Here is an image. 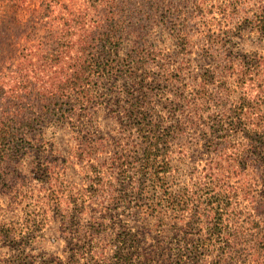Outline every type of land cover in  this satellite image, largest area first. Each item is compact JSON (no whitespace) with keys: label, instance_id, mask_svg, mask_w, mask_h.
Returning a JSON list of instances; mask_svg holds the SVG:
<instances>
[{"label":"rangeland","instance_id":"374dc122","mask_svg":"<svg viewBox=\"0 0 264 264\" xmlns=\"http://www.w3.org/2000/svg\"><path fill=\"white\" fill-rule=\"evenodd\" d=\"M258 19L264 0H0V77L23 68L63 114L33 110L27 155L3 174L0 224L18 233L0 237V264H117L122 224L151 252L162 214L143 204L164 196L146 159L168 160L166 181L181 186L217 160L222 185L239 189L228 208L246 221L264 206L251 154H264ZM252 59L262 84L240 79ZM152 126L169 131L157 146Z\"/></svg>","mask_w":264,"mask_h":264},{"label":"trees","instance_id":"16d2710c","mask_svg":"<svg viewBox=\"0 0 264 264\" xmlns=\"http://www.w3.org/2000/svg\"><path fill=\"white\" fill-rule=\"evenodd\" d=\"M261 23L264 25V19H258L256 22L258 27H261ZM104 35L106 39L103 41L106 43L109 41V34L106 32ZM242 67L240 79L249 77V81L253 83V76L257 74L261 76L258 82L263 83L262 73L258 70L259 66L253 63V59L244 61ZM105 68L107 70V67ZM22 69L17 70V76H9L6 80L0 77L1 188L9 186L8 181L3 179V174L7 175L10 165L27 155L29 143L25 142L24 137L28 134L27 129L34 123L31 121L35 119L32 116L36 114L33 110L37 109L41 113L39 116L52 112L63 116L59 109L51 108L57 93L50 99L41 95L37 87L32 86L34 82L25 79L27 75ZM152 128L150 136L155 140L152 146H157L158 140L166 138L169 131L155 129L154 126ZM146 129L147 126H143L140 131L145 132ZM215 131L218 133L225 130L220 128ZM205 146L209 153L217 145ZM253 146L252 160L257 170L263 167L259 177L264 185L263 148L260 143ZM241 165L246 164L241 162ZM142 166L157 172L155 179L161 184L160 195L164 196L161 198L162 206L157 209L153 203L143 204L146 207L144 213L155 216L162 214L157 216L159 234L152 236L155 248L151 252L143 251L137 244L139 233L128 230L122 224L117 235V264L119 261H122V264H264V212L257 213V210L264 206L254 209L246 221L241 218V211L228 208V201L232 200L231 197L239 189L233 185L227 188L222 185L219 176L222 165L217 160L208 161L200 171L197 166H193V171L189 174L190 186H181L179 181L172 184L166 181L165 174L171 168L168 160L146 159ZM231 173L236 174L233 171ZM261 192L264 196V189ZM142 200L146 201L148 198L137 197L135 204L138 210L143 206L139 205ZM165 214L167 218H164ZM167 219L172 221L170 225L162 222ZM144 224L143 226H148ZM27 226L30 227L29 221ZM17 230L15 226L6 228L0 224V237L10 238L12 234L18 233ZM23 232L28 233L26 230ZM139 232L141 235L145 234L141 229Z\"/></svg>","mask_w":264,"mask_h":264}]
</instances>
